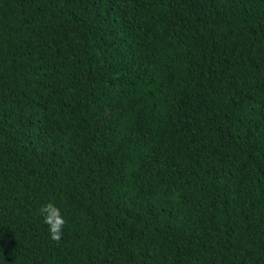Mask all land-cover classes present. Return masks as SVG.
Wrapping results in <instances>:
<instances>
[{
    "label": "trees",
    "instance_id": "1",
    "mask_svg": "<svg viewBox=\"0 0 264 264\" xmlns=\"http://www.w3.org/2000/svg\"><path fill=\"white\" fill-rule=\"evenodd\" d=\"M0 264H264V0H0Z\"/></svg>",
    "mask_w": 264,
    "mask_h": 264
},
{
    "label": "clouds",
    "instance_id": "2",
    "mask_svg": "<svg viewBox=\"0 0 264 264\" xmlns=\"http://www.w3.org/2000/svg\"><path fill=\"white\" fill-rule=\"evenodd\" d=\"M38 212L43 217L42 222L48 227L50 238L59 242L63 236V229L66 224L61 209L54 203L48 202L42 205Z\"/></svg>",
    "mask_w": 264,
    "mask_h": 264
}]
</instances>
